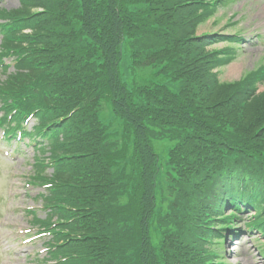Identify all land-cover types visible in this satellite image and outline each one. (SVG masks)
Instances as JSON below:
<instances>
[{
	"label": "trees",
	"instance_id": "1",
	"mask_svg": "<svg viewBox=\"0 0 264 264\" xmlns=\"http://www.w3.org/2000/svg\"><path fill=\"white\" fill-rule=\"evenodd\" d=\"M219 3L36 0L34 5L44 8L41 13L3 15L15 28L24 25L17 18L42 16L39 32L25 37L29 49L23 47L18 53L27 52L23 64L30 71L38 67L48 78L35 107L41 111L40 118L62 135L58 143L66 158L57 169L52 204L61 219L72 220L67 231L82 237L72 240L76 249L75 255H69V264L208 263L195 242L197 236L208 239L215 231L204 198L216 204L221 191L244 173L248 178L245 166L262 156L258 132L264 130V94L251 93L260 75L230 84L224 91L212 69L225 51L207 49L217 40L212 35L195 37L197 25ZM125 40L135 62L158 65L182 80L181 90L172 93L160 85L129 88L119 73ZM52 98L57 99L56 105ZM103 98L111 101L114 112L136 135V151L118 149L100 121ZM154 138L176 142L169 156L176 179L161 171L150 146ZM209 153L222 155L226 166L244 170L223 167L214 180L197 184L196 178L214 174L205 157ZM185 175L195 184L188 183L181 211L177 208L179 215L184 214L183 221L157 225L162 233L158 253L151 231L155 214L162 210L157 208V196L161 202L174 199ZM262 177L264 191V170ZM219 180L220 190L215 188ZM229 198L238 208L235 196ZM257 208L252 225L264 233V205L258 202Z\"/></svg>",
	"mask_w": 264,
	"mask_h": 264
},
{
	"label": "rangeland",
	"instance_id": "2",
	"mask_svg": "<svg viewBox=\"0 0 264 264\" xmlns=\"http://www.w3.org/2000/svg\"><path fill=\"white\" fill-rule=\"evenodd\" d=\"M19 6L20 0H0V7L16 9ZM234 13H238L236 17L232 16ZM221 31L240 32L246 39H250L239 49L236 59L219 69L221 86L224 91H227L230 84L240 79L246 71L255 69L260 62H264V0H235L228 7L220 9L215 17L198 29L200 34ZM258 36H260L259 39H257ZM226 45V43H220L214 47L222 48ZM120 71L128 83L135 80L145 83L149 79H146L140 68L133 65L127 48L120 63ZM2 77L0 74V79ZM162 81L165 82V80ZM176 86H179L178 82H169L171 89H175ZM259 88L260 91L264 90V82ZM33 124L34 121L29 126ZM0 141H2L1 135ZM0 143L3 147L22 146L21 151L15 152L14 155L0 154V209L4 214L3 218H0V223H3L0 229V264H41L38 259L41 260L46 256L43 239H34L30 243L25 241L29 239L27 229L31 227V216L27 214L26 208L36 205L41 207L36 200V195L41 189L29 186L27 183L34 155L33 147L31 144L25 145L23 140L17 143L15 139ZM165 144L168 145L165 146ZM153 147L164 159L169 143L164 140H155ZM240 227H244V224L241 223ZM261 242H264V238L256 233L253 237L245 236L243 240H236V244L228 243L226 245L228 262L264 264V259L257 254L256 247V244Z\"/></svg>",
	"mask_w": 264,
	"mask_h": 264
}]
</instances>
